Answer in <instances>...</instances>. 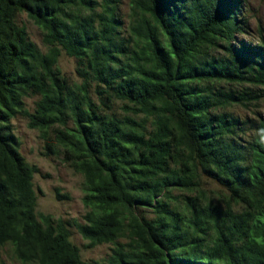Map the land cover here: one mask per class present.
I'll use <instances>...</instances> for the list:
<instances>
[{
  "label": "trees",
  "instance_id": "obj_1",
  "mask_svg": "<svg viewBox=\"0 0 264 264\" xmlns=\"http://www.w3.org/2000/svg\"><path fill=\"white\" fill-rule=\"evenodd\" d=\"M116 1L0 0V252L19 264H264V110L227 112L264 99L263 28L240 39L246 0H130L123 34ZM18 116L83 176L77 229L90 248L113 245L106 260H83L68 222L37 211Z\"/></svg>",
  "mask_w": 264,
  "mask_h": 264
},
{
  "label": "rangeland",
  "instance_id": "obj_2",
  "mask_svg": "<svg viewBox=\"0 0 264 264\" xmlns=\"http://www.w3.org/2000/svg\"><path fill=\"white\" fill-rule=\"evenodd\" d=\"M116 4L118 17L122 22L123 34L129 22L130 0H117ZM243 16L249 19L251 36L242 35L240 39L245 41L257 42L259 40V26L263 28L264 33V0H246L243 9ZM18 22L26 26L31 40L43 51L46 47L43 43L41 30L26 15L21 14ZM58 65L62 72L67 75L71 81L79 82L80 79L76 73V60L62 52ZM263 88L259 89L262 91ZM38 96L26 99L27 108L30 112L34 111L35 102ZM118 110V107H116ZM264 110V99L249 109L243 107H229L227 112L242 119L252 117L254 112ZM13 131L20 144V152L28 163L35 165L38 171L34 175V186L38 195L37 211L39 213L50 214L55 218H62L68 222V228L71 233V241L80 249L83 260L86 261H104L110 254L113 245L103 244L93 248L88 247L86 241L77 229L78 223H83L85 208L82 201L84 195V178L75 173L63 161L62 155H47L44 142L37 130L28 127V119L24 116H18L12 120ZM206 188L208 190L218 191L222 187L206 179ZM66 195L69 198L59 199L57 194ZM150 216V214H148ZM0 261L8 264H19L12 256L9 248L0 252Z\"/></svg>",
  "mask_w": 264,
  "mask_h": 264
}]
</instances>
